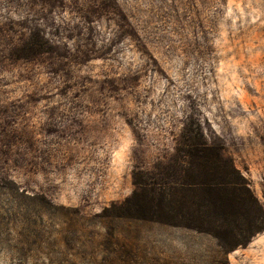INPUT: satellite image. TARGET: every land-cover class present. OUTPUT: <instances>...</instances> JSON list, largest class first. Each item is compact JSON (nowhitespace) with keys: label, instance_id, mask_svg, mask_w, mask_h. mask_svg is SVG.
Segmentation results:
<instances>
[{"label":"rangeland","instance_id":"374dc122","mask_svg":"<svg viewBox=\"0 0 264 264\" xmlns=\"http://www.w3.org/2000/svg\"><path fill=\"white\" fill-rule=\"evenodd\" d=\"M29 38L41 53L19 57ZM187 125L264 207V0H0V264H264V231L223 255L210 235L100 216Z\"/></svg>","mask_w":264,"mask_h":264},{"label":"trees","instance_id":"16d2710c","mask_svg":"<svg viewBox=\"0 0 264 264\" xmlns=\"http://www.w3.org/2000/svg\"><path fill=\"white\" fill-rule=\"evenodd\" d=\"M32 40L28 39L19 57L41 53L36 43H30ZM134 184L131 196L111 203L100 216L155 222L210 235L223 255L245 247L264 231L263 205L234 162L223 154L220 145L208 142L199 125L185 127L168 162L156 164L149 173L135 172ZM19 199L22 207L78 214L77 208L55 204L42 195L23 194ZM63 240L70 247L75 243V237L63 236ZM115 241L105 236L103 245L121 244Z\"/></svg>","mask_w":264,"mask_h":264}]
</instances>
